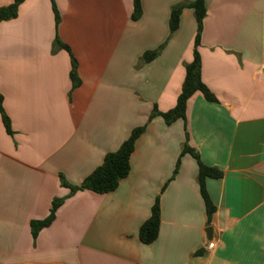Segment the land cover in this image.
<instances>
[{
  "label": "crops",
  "instance_id": "0c3cea01",
  "mask_svg": "<svg viewBox=\"0 0 264 264\" xmlns=\"http://www.w3.org/2000/svg\"><path fill=\"white\" fill-rule=\"evenodd\" d=\"M192 2L140 0L133 20V0H25L0 23L11 131L0 113V264H264V0H205L196 50L217 102L195 93L185 121L150 118L174 108L193 60V11L169 30L171 9ZM142 126L115 191L61 185L79 187ZM184 147L221 172L204 181L209 216ZM56 199L54 220L33 238L31 222L45 220ZM156 199L158 237L144 245L138 231Z\"/></svg>",
  "mask_w": 264,
  "mask_h": 264
},
{
  "label": "trees",
  "instance_id": "16d2710c",
  "mask_svg": "<svg viewBox=\"0 0 264 264\" xmlns=\"http://www.w3.org/2000/svg\"><path fill=\"white\" fill-rule=\"evenodd\" d=\"M25 0H14L12 4L0 8V23L10 21L15 19L17 16L18 8ZM184 9H190L193 11L194 18L197 25V34L195 38V49L193 53V60L185 68L186 74L185 79L182 84L181 92L177 98L176 105L171 110L165 113H159L157 110L154 111L153 116L160 117L165 125L170 126L178 120H186V108L189 99L195 94L200 93L203 98L209 103H216L214 95L209 91V89L203 84L201 80V63L200 58L197 53V46L199 44V36L202 30L203 21L206 17L205 0H194L188 5H177L171 9L170 20H169V30L173 34L179 26L180 15ZM53 12L55 16V27L58 26L59 16L55 6L53 5ZM142 15L140 0H133V14L132 19L138 20ZM55 43L61 48L67 50L69 49L60 44L56 39ZM71 57V70L70 79L72 81L73 88L79 84V80L76 75V62ZM156 57V52H150L145 54L144 60L150 61ZM2 97L0 96V113L2 115V122L5 130L8 134H11L9 121L4 115L1 108ZM145 126L134 129L128 139L122 143L120 148L114 152L107 154L102 162V164L89 176L79 187H72L68 185L61 178V185L70 190V194H74L78 191H90L99 195L107 194L115 191L121 180L125 179L130 173V157L134 151V144L136 140L143 134ZM189 154L192 156L199 167L198 183L200 188V193L202 199L205 203L207 215H211L214 211L208 196L206 194L204 181L206 178L217 179L221 176V172L214 168H209L204 166L198 155L189 147H184L181 155ZM63 200L56 199L52 202V207L50 209L49 216L43 221H33L30 224L31 233L33 238H35L40 230L48 227L54 220L55 212L62 204ZM160 204L159 200L156 199L154 205L151 208V214L149 219L140 227L138 231V237L142 244L150 245L158 237L160 229Z\"/></svg>",
  "mask_w": 264,
  "mask_h": 264
},
{
  "label": "water",
  "instance_id": "95a60500",
  "mask_svg": "<svg viewBox=\"0 0 264 264\" xmlns=\"http://www.w3.org/2000/svg\"><path fill=\"white\" fill-rule=\"evenodd\" d=\"M212 234H213V229L212 228L206 229V240L207 241H209L211 239Z\"/></svg>",
  "mask_w": 264,
  "mask_h": 264
},
{
  "label": "built area",
  "instance_id": "2783aa9c",
  "mask_svg": "<svg viewBox=\"0 0 264 264\" xmlns=\"http://www.w3.org/2000/svg\"><path fill=\"white\" fill-rule=\"evenodd\" d=\"M214 247V244L213 243H210L208 246H207V249H212Z\"/></svg>",
  "mask_w": 264,
  "mask_h": 264
}]
</instances>
